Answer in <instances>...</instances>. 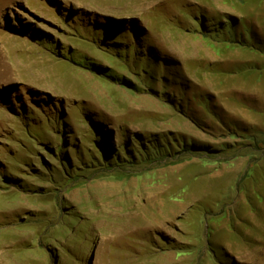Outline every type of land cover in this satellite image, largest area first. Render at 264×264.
<instances>
[{"label": "rangeland", "instance_id": "374dc122", "mask_svg": "<svg viewBox=\"0 0 264 264\" xmlns=\"http://www.w3.org/2000/svg\"><path fill=\"white\" fill-rule=\"evenodd\" d=\"M0 264H264V0H0Z\"/></svg>", "mask_w": 264, "mask_h": 264}, {"label": "trees", "instance_id": "16d2710c", "mask_svg": "<svg viewBox=\"0 0 264 264\" xmlns=\"http://www.w3.org/2000/svg\"><path fill=\"white\" fill-rule=\"evenodd\" d=\"M234 23H235V22H234ZM250 38H251V40H252V43H251V44H253L254 41H253L252 37H250Z\"/></svg>", "mask_w": 264, "mask_h": 264}]
</instances>
